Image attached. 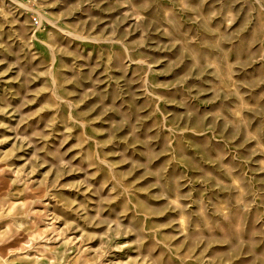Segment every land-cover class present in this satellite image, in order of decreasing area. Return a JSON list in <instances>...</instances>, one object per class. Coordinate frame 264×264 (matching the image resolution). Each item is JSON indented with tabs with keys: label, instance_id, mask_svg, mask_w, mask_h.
<instances>
[{
	"label": "rangeland",
	"instance_id": "rangeland-1",
	"mask_svg": "<svg viewBox=\"0 0 264 264\" xmlns=\"http://www.w3.org/2000/svg\"><path fill=\"white\" fill-rule=\"evenodd\" d=\"M0 264H264V0H0Z\"/></svg>",
	"mask_w": 264,
	"mask_h": 264
}]
</instances>
